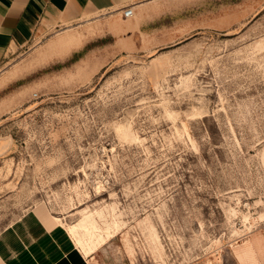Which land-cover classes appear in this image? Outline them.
<instances>
[{
	"label": "rangeland",
	"instance_id": "rangeland-1",
	"mask_svg": "<svg viewBox=\"0 0 264 264\" xmlns=\"http://www.w3.org/2000/svg\"><path fill=\"white\" fill-rule=\"evenodd\" d=\"M29 210L90 264H264V0L38 23L0 62V231Z\"/></svg>",
	"mask_w": 264,
	"mask_h": 264
},
{
	"label": "crops",
	"instance_id": "crops-1",
	"mask_svg": "<svg viewBox=\"0 0 264 264\" xmlns=\"http://www.w3.org/2000/svg\"><path fill=\"white\" fill-rule=\"evenodd\" d=\"M158 0H0V62L28 45L37 25L67 24L86 14L145 10ZM11 51V52H10ZM41 210V209H40ZM43 215L48 213L41 210ZM29 210L0 231V264H90L67 231ZM92 255V254H91Z\"/></svg>",
	"mask_w": 264,
	"mask_h": 264
},
{
	"label": "built area",
	"instance_id": "built-area-1",
	"mask_svg": "<svg viewBox=\"0 0 264 264\" xmlns=\"http://www.w3.org/2000/svg\"><path fill=\"white\" fill-rule=\"evenodd\" d=\"M133 15V11H132V8H130V7H127V8H125L123 11H122V16L124 17V18H129V17H131Z\"/></svg>",
	"mask_w": 264,
	"mask_h": 264
},
{
	"label": "bare ground",
	"instance_id": "bare-ground-1",
	"mask_svg": "<svg viewBox=\"0 0 264 264\" xmlns=\"http://www.w3.org/2000/svg\"><path fill=\"white\" fill-rule=\"evenodd\" d=\"M75 226L69 227L67 230L69 232L70 235H74L75 233ZM77 243H79V241H77Z\"/></svg>",
	"mask_w": 264,
	"mask_h": 264
}]
</instances>
